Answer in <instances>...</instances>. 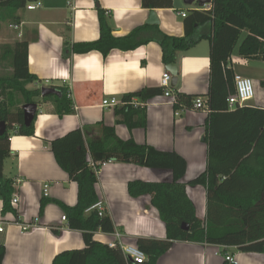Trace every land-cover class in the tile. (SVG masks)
<instances>
[{
    "label": "crops",
    "instance_id": "1",
    "mask_svg": "<svg viewBox=\"0 0 264 264\" xmlns=\"http://www.w3.org/2000/svg\"><path fill=\"white\" fill-rule=\"evenodd\" d=\"M42 6L18 11V22L0 21V45L28 42L29 70L39 81L27 88L58 86L65 90L73 106L72 113L59 115L55 98L37 99L35 135H20L15 124L10 132V156L4 163V174L15 180L19 204L15 213L2 215L0 200V244L7 252L3 264H52L55 256L66 250L86 246L83 233L71 229L64 209L58 202L74 206L78 200V184L57 163L51 151V141L74 129H82L88 138L101 136L102 127L115 129L123 140L133 139L162 151H175L187 162L180 182L194 202L197 215L204 220L207 214V193L202 185L190 180L205 171L207 144L204 141L208 112L191 108L175 111L172 100L158 95L145 104L146 127H129L117 122L118 106H104V99L122 102L125 94L143 88L162 87L164 72L172 70L163 62V50L157 41L160 32L176 37L186 34L185 20L195 11L206 10L207 3L187 4L185 0H39ZM29 2H32L29 0ZM98 7L105 9L115 37L134 32L128 45L134 49L115 48L104 56L101 51L76 52V43L93 42L100 37ZM154 12L157 23H149ZM182 13H185L184 17ZM18 26V29L14 26ZM196 37L212 33L210 22L195 23ZM160 31V32H159ZM238 50V47L235 51ZM235 51L230 66L235 74L242 64L253 63L256 94L252 106L264 108V60L246 59ZM210 41L201 39L190 49L177 55L178 80L173 87L181 93L207 99L210 80ZM241 63V64H238ZM239 71V72H238ZM248 77V76H247ZM171 78V82H172ZM250 78V77H249ZM57 96V95H56ZM59 97V96H58ZM124 105V104H123ZM134 107L141 106L138 99ZM24 106V105H22ZM171 182L173 172L167 168H150L134 163L107 161L98 171L96 191L115 225L114 233L101 230L94 239L106 244L137 245L138 238L166 239L167 230L159 211L152 205V196L133 197L128 190L130 181ZM48 200L41 214V201ZM20 222L30 224L23 230ZM58 232V233H57ZM234 255L237 264H264V253L243 252L236 247L207 243L175 241L157 264H227L224 253ZM148 259V257H147Z\"/></svg>",
    "mask_w": 264,
    "mask_h": 264
},
{
    "label": "trees",
    "instance_id": "2",
    "mask_svg": "<svg viewBox=\"0 0 264 264\" xmlns=\"http://www.w3.org/2000/svg\"><path fill=\"white\" fill-rule=\"evenodd\" d=\"M29 0H0V21L18 22L17 13L29 4ZM100 37L93 42L76 43L73 49L85 53L101 51L107 56L115 48L134 49L128 45L134 32L125 37H115L105 9L98 7ZM210 22L212 33L196 37L195 23ZM186 34L183 37L169 36L162 32L157 41L163 50V62H177L179 52L186 51L201 39L210 41V80L207 93L208 115L205 121L204 141L207 144V166L204 172L190 180L191 185H202L207 193V214L198 217L194 202L187 194L185 175L187 162L175 151H162L149 144H139L133 139L119 138L113 127L103 126L101 136L88 138L82 129H74L51 141V151L58 165L78 184V200L74 206L58 202L64 209L71 229L82 231L86 246L83 249L58 253L52 264H157L175 241L207 243L224 247H236L243 252L264 253V108L246 104L231 109L228 97L236 91L235 72L230 66L231 57L238 47L240 56L246 59L264 60V0H212L211 6L202 11L195 10L185 20ZM244 35V38L242 39ZM10 65L12 72L0 76V122L5 121L7 131L0 135V200L2 215L15 213L12 205L15 180L4 174L5 160L10 156V132L15 124L18 134L35 135V120L24 123V108L16 100L21 94L24 104L36 102L42 97L40 89L31 90L27 85L39 81L30 72L28 42L18 41L5 45L0 54V64ZM55 98L59 115L72 113L73 106L63 88ZM177 95L175 111L191 108L199 95L181 93ZM164 94V88H143L125 94L121 108L127 126L146 127L145 104L148 100ZM143 107H134L133 99ZM37 117V115H36ZM35 117V119H36ZM116 161L134 163L150 168H167L173 172L171 182L130 181L131 196H152V205L159 211L167 230L166 239L138 238L137 246L147 255L143 263L127 259L120 247L94 239L101 230L114 233L111 216L92 206L99 201L96 191L99 163ZM48 200L41 201V214ZM16 221L20 222L17 218ZM58 233V232H57ZM226 249L222 253L225 254ZM7 249L0 244V264H3ZM227 264H230L226 261Z\"/></svg>",
    "mask_w": 264,
    "mask_h": 264
},
{
    "label": "built area",
    "instance_id": "3",
    "mask_svg": "<svg viewBox=\"0 0 264 264\" xmlns=\"http://www.w3.org/2000/svg\"><path fill=\"white\" fill-rule=\"evenodd\" d=\"M42 6V2L39 0H35L30 2L27 5V8L29 10H36ZM182 15L185 17L186 14L182 13ZM14 28L18 29V26H14ZM171 74L169 72H164L162 77V88H164V96L170 98L172 102H176L177 95L176 92L172 89L171 85ZM235 87L236 91L231 94L227 101L229 104V107L231 109L235 107H243L246 104H248V101L255 97L256 94V83L253 79L249 77L242 76L240 74H235ZM122 103L120 100L116 98L112 99H104L103 105L112 107V106H118ZM193 109L201 110L202 112H208V102L207 99L203 96H198L194 99L193 103ZM107 161L99 163L100 167L103 164H106ZM19 204V195L17 191L14 192L12 197V205L14 207H17ZM92 209H98L100 214L102 215L104 213V203L102 201H98L95 205L92 206ZM64 220H66V216L63 217ZM17 224L21 225L23 230H27L30 227V224H25L24 222L16 221ZM4 230V226H0V231ZM111 247H120L125 257L129 260H131L134 263H143L147 260L146 253L137 245L135 244H123V243H111ZM224 258L226 261H228L230 264H237V259L234 255H231L229 253L224 254Z\"/></svg>",
    "mask_w": 264,
    "mask_h": 264
},
{
    "label": "water",
    "instance_id": "4",
    "mask_svg": "<svg viewBox=\"0 0 264 264\" xmlns=\"http://www.w3.org/2000/svg\"><path fill=\"white\" fill-rule=\"evenodd\" d=\"M31 1H35V0H31ZM211 1L212 0H185L187 4L198 2L200 6H204L207 3H210ZM149 23H157V19L155 17L154 12L151 13ZM168 68L172 70L173 78H172L171 85L174 87L178 80L176 64H170ZM41 92H42L43 97L48 96V95L62 96V92L53 86L42 87ZM23 108H24V123L26 126H29L35 120V117L37 115V110H38V104L36 102L27 103L23 106ZM6 131H7V124L5 121H1L0 122V135H3Z\"/></svg>",
    "mask_w": 264,
    "mask_h": 264
},
{
    "label": "rangeland",
    "instance_id": "5",
    "mask_svg": "<svg viewBox=\"0 0 264 264\" xmlns=\"http://www.w3.org/2000/svg\"><path fill=\"white\" fill-rule=\"evenodd\" d=\"M4 22V23H3ZM2 23L3 24H5V25H8V21H2ZM244 38V35H243V37H242V39ZM4 46L5 45H0V54L3 52V50H4ZM238 55H239V53H238V50H236L235 51V58H238ZM238 64H241V63H238ZM242 68H241V70L242 71H238L239 73H241V74H244V75H246V77L248 76V77H250L251 79H253L254 80V74L252 73V71L254 70V67H253V63H251V64H249V65H246V64H242ZM12 72V69H11V67H10V65L9 64H7L6 62L5 63H3V64H0V76L1 75H7V74H9V73H11ZM1 93H2V91H0V100H2L3 99V95H1ZM37 99H40V97H36V100ZM16 100L19 102V103H22V104H20V106H22L24 103V98H23V96L21 95V94H17L16 95ZM254 102H255V97H253L252 99H250L249 101H248V103H251V104H254Z\"/></svg>",
    "mask_w": 264,
    "mask_h": 264
}]
</instances>
